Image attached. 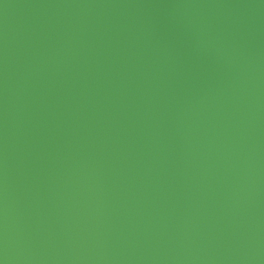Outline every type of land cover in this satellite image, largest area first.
<instances>
[{
    "label": "water",
    "instance_id": "obj_1",
    "mask_svg": "<svg viewBox=\"0 0 264 264\" xmlns=\"http://www.w3.org/2000/svg\"><path fill=\"white\" fill-rule=\"evenodd\" d=\"M0 264H264V0H0Z\"/></svg>",
    "mask_w": 264,
    "mask_h": 264
}]
</instances>
